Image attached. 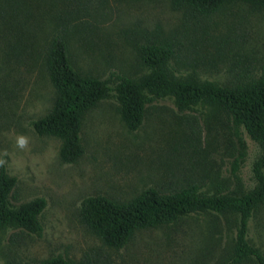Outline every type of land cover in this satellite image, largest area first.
<instances>
[{
  "label": "rangeland",
  "instance_id": "374dc122",
  "mask_svg": "<svg viewBox=\"0 0 264 264\" xmlns=\"http://www.w3.org/2000/svg\"><path fill=\"white\" fill-rule=\"evenodd\" d=\"M157 33L175 41L177 57L167 71L180 78L221 82L237 65L264 68V11L245 3L196 18L170 0H0V159L18 178L10 194L13 206L37 197L47 202L41 234L0 229V264L55 255L82 264L229 260L238 229L232 213H185L174 225L137 232L121 248L106 245L81 217L82 202L91 195L128 200L150 186L170 190L190 183L204 192L252 188L260 147L245 134L246 157L235 178L231 161L237 144L214 104L203 101L180 111L173 94L163 95L147 104L141 125L131 129L119 99L110 95L86 114L84 153L72 163L61 158L60 138L40 136L33 126L54 104L45 54L56 35L65 36L77 67L113 84L121 74L140 79L151 72L139 45ZM18 135L29 138L26 150L15 146ZM248 237L264 252V203L249 219Z\"/></svg>",
  "mask_w": 264,
  "mask_h": 264
},
{
  "label": "trees",
  "instance_id": "16d2710c",
  "mask_svg": "<svg viewBox=\"0 0 264 264\" xmlns=\"http://www.w3.org/2000/svg\"><path fill=\"white\" fill-rule=\"evenodd\" d=\"M175 8L184 9L191 17L208 18L227 4L241 2L253 10L264 11V0H170ZM175 41L169 36L146 35L139 45L142 60L151 72L136 79L121 74L113 84L100 76L82 71L74 63L64 35H56L45 54V66L55 88L54 104L33 126L38 135H52L62 140L61 158L76 162L84 153L81 131L86 114L100 101L115 95L122 117L131 129L138 128L148 103L163 95L173 94L180 111L199 102H210L224 113L236 154L231 161L232 175L246 157L245 134L260 147L252 170L255 185L247 190L216 188L204 192L197 183L162 190L155 186L137 196L120 200L106 195H91L82 202L81 217L89 229L108 246H126L137 232L174 225L185 213L198 210L238 217L234 252L224 264H238L247 259L264 264V252L248 237L249 219L264 203V68L253 63L231 68L224 81L177 77L167 71L168 62L177 57ZM114 93V94H113ZM153 95V96H150ZM18 178L5 166L0 169V229L15 227L41 234V215L47 202L37 197L19 207L12 205L10 194ZM24 264H82L63 255H55Z\"/></svg>",
  "mask_w": 264,
  "mask_h": 264
},
{
  "label": "clouds",
  "instance_id": "9594fccd",
  "mask_svg": "<svg viewBox=\"0 0 264 264\" xmlns=\"http://www.w3.org/2000/svg\"><path fill=\"white\" fill-rule=\"evenodd\" d=\"M29 138L25 135H18L15 140V146L20 150H26L29 146ZM4 155H7L5 152ZM6 163L4 159H0V166H3Z\"/></svg>",
  "mask_w": 264,
  "mask_h": 264
}]
</instances>
